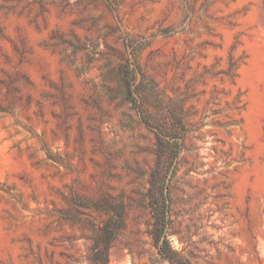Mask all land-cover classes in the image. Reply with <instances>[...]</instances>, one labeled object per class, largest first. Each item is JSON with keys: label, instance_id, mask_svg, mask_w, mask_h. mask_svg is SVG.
<instances>
[{"label": "rangeland", "instance_id": "1", "mask_svg": "<svg viewBox=\"0 0 264 264\" xmlns=\"http://www.w3.org/2000/svg\"><path fill=\"white\" fill-rule=\"evenodd\" d=\"M154 176L181 257L264 264V0H0V264H93L120 212L110 264H170Z\"/></svg>", "mask_w": 264, "mask_h": 264}, {"label": "trees", "instance_id": "2", "mask_svg": "<svg viewBox=\"0 0 264 264\" xmlns=\"http://www.w3.org/2000/svg\"><path fill=\"white\" fill-rule=\"evenodd\" d=\"M135 78L136 73L134 69L131 78H128L125 84H120V87H122L123 90V97L130 103L137 105L139 84H137ZM176 147L177 149L179 148L178 145ZM147 194L151 199L149 207L151 208L153 218L149 233L158 254L163 260L168 261L170 264H190L188 260L181 257V255L172 248L170 242V199L166 185L163 183L159 186L157 184V178L154 176V180ZM123 226L124 216L123 213L120 212L118 218H110L103 229L95 231L96 246L91 255L93 264H110V249L118 232Z\"/></svg>", "mask_w": 264, "mask_h": 264}]
</instances>
